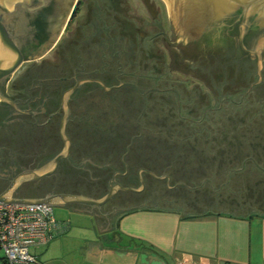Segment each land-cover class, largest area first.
<instances>
[{"label":"flooded vegetation","instance_id":"1","mask_svg":"<svg viewBox=\"0 0 264 264\" xmlns=\"http://www.w3.org/2000/svg\"><path fill=\"white\" fill-rule=\"evenodd\" d=\"M79 2L80 0H74V4L70 6L68 18L62 27L60 35L48 49V52L52 50L54 52L53 61L46 66L44 61L35 63L33 59H28V61H30L29 65H27L20 74L16 75L13 81L8 79L4 84L2 95L12 101L17 109L27 110L28 104L29 110L24 112L32 111L35 108L38 93L40 94V100L45 97L46 100L42 108L46 111V115L44 117L42 114L33 115V119L30 114L14 115L5 119V122L15 119L19 121H13L0 126V148H2L0 149V174H2L4 168H7L9 164L13 162L15 170L11 171V174L10 172L8 173V181H10V177L13 179L16 175L21 173L20 168L23 170H27V167L28 169H35V167L39 168L47 159L62 150L63 145L58 130L63 112L59 109V106L62 93H65L73 87V79H71L73 74H75L74 79L76 81L95 80L102 85V88L117 86L118 82L121 84L130 83V85L110 88L103 92L95 83H81L70 95L69 101L66 102V108L69 114L68 120L71 121H66L63 128L64 135L70 142L68 156H66L70 165H77L81 159H88L80 143L84 131L79 127L80 123L86 120L88 112L90 111V106H86L87 102H94L97 100L94 102L96 104L95 110L99 109L97 106L102 107L104 103L106 105L107 103H111L112 105L118 106L121 102L123 105L129 107L130 110L132 109L131 112L134 114L135 111L138 110L135 117L136 129L129 131L127 134H120L119 137L122 141H120V139H118L119 141L116 140L115 144L110 148L113 152L123 150L117 163H111V165L102 170L95 166L100 167L108 164L97 165L93 164L88 159V161L95 166H91L89 163L85 162L82 166V170L85 171H82L81 169L71 167L66 159L63 158L57 162L54 171L50 175L39 180L21 183L13 190L11 197L14 199H38L48 194L84 196L82 192L83 190L86 191L88 187L87 179L89 178L91 182L102 183L104 187L103 194L107 192V183L111 178L115 185L136 190L139 187L137 171L141 169L146 172H151L154 177H160L162 174L166 176L167 187H172L176 184H181L185 187L176 185L168 189L165 186L166 178L158 180L147 173L139 172L142 185V189L139 192L116 190L112 198L100 207V214L110 213L111 208L112 211H116L114 214L105 215V218L102 216V219H106L108 224L115 223L122 215L137 208L154 207L149 205V203L154 201V203L162 204L161 207H168L177 211L188 212L190 208L192 212L205 210L201 209V207L198 208V201L194 200L196 198L195 194L198 191L197 186L206 184L207 186L210 185L209 188L211 187L210 189L213 190L212 183L215 181V175L222 176L223 173L225 179L226 176L232 175L233 170L228 169L225 171L226 168L221 167L223 164L221 161L213 163L214 155L211 153H209V156H205V152L201 150L197 151L193 148H185L183 151H186L182 152V146H163L160 142H157L158 144H152L151 139H154L157 133L148 131L145 124L160 118L164 122L169 120L177 122L181 126V123L185 122L191 125L190 127H193V129L200 128L206 130L205 128H207L208 130L211 128V123H208L209 120L206 116L209 115V113L217 111L223 103H235L231 97H221L222 94H228L230 91V80H227L230 72L231 56H234L233 58L238 57L240 60H246L249 59L248 54L242 50L240 41L236 40V43L233 44V39H229V47L224 52L223 56H212L209 54L216 62L221 64V66H218L219 70L217 74L218 72L222 74V76H217V84H214V86L210 88V93L217 98L216 106L218 107L219 104V107H209L212 102L211 100H213L212 96H209V99L203 98L200 101H195L192 97H180L178 91L167 88L164 84H160L159 82L150 83L154 77H151L147 64H143L141 68L142 71L136 74L138 71L134 70L135 53H142L143 58H147L150 50L147 49L148 45L158 37H161L168 46L171 45L168 42L170 38L155 26L154 30L158 31L151 36H147L145 32L140 33L139 28L134 26L132 28V33H112L111 29L106 27L103 28L104 25L102 26L100 24L99 27H97V33H95L94 31L96 28L94 29L93 25L88 23L90 17L91 19L93 17L98 19V12L96 13L95 11L93 15H91V13L85 15L88 17V19L85 20L86 23L77 25L74 36L70 37L71 39H62L60 36L66 32L68 24L74 18L76 6ZM92 4L94 5V3ZM90 11L91 10H89V12ZM152 12L154 14L155 11L153 10ZM148 14L150 15L149 12ZM151 19L155 21L154 15ZM113 23L115 24L113 30L115 31L118 25H116L115 20ZM141 24L143 27L150 26L147 22ZM161 33H163L165 37L162 36ZM93 36H95V38L89 40V38ZM125 48L127 49L124 50ZM136 69H139V67L137 66ZM120 72L122 74H120ZM64 78L65 80H59ZM34 79L44 81H32ZM37 84L40 88L35 87ZM133 87L141 92L150 89L153 90L145 92L142 97ZM252 87L253 85L248 87L247 92L245 91L242 96L248 95ZM168 96L173 97V101H171ZM28 97L33 101L30 103L25 102L22 105L16 104L18 102L23 103ZM242 99L243 98H240V100ZM136 106H139V108L137 109ZM157 106L159 108H157ZM161 106L163 108H161ZM132 107H134V109ZM158 110L159 112H157ZM56 112L60 116L54 114ZM7 115L8 108L0 107V122ZM50 115L52 116L48 119ZM158 115H160V117H158ZM76 118L78 120L80 119V121L77 122ZM34 122L35 125L33 124ZM36 125L41 126L37 127ZM175 133L180 135L182 130H176ZM149 135L152 136V138ZM130 138L132 139L130 140ZM126 147L127 152L125 149ZM246 150L249 151V154L254 153L255 156L251 155L245 157L244 161L241 163V169L243 170L247 164H251L250 170L257 172L262 170L260 175L264 176V148L253 147L251 149L246 148ZM174 151L176 153H174ZM8 152L10 153L9 156ZM228 153H226L227 158L230 156ZM122 155L124 156L122 157ZM201 157H204L206 160L201 159ZM120 158L121 162L126 166L125 168L121 164ZM229 162L231 161L229 160ZM89 168H91V170ZM124 171L125 174H123ZM113 173L123 175H114L112 177ZM239 173L240 171H238V174ZM250 173L249 171L245 173L244 176L249 177ZM203 180H208V182ZM226 180L227 179H225V181ZM113 182H111L112 185H114ZM226 182H228V180ZM201 185L199 187H201ZM7 186L8 183L6 180L0 177V193H2ZM193 186L197 188H186ZM98 189L94 186V189L90 190V192L93 194V191ZM244 197H247L246 194ZM253 202L257 210L250 211V214L264 216V187L263 189L261 188V190H257ZM142 204L143 206H140ZM70 207L87 209L76 205H71ZM99 213L97 215L101 216Z\"/></svg>","mask_w":264,"mask_h":264},{"label":"water","instance_id":"2","mask_svg":"<svg viewBox=\"0 0 264 264\" xmlns=\"http://www.w3.org/2000/svg\"><path fill=\"white\" fill-rule=\"evenodd\" d=\"M142 2L145 8L147 9V11L150 13V15H152L153 14V12L151 11L152 8L150 3H148V0H142ZM164 2L167 6L168 23H169V31H170V35H169L170 40L169 41L167 39L166 40L170 44L175 45L176 47L179 48V50L183 55V58L189 59L192 62L196 63L200 60L205 59L207 54H211L212 56L213 55L223 56L224 52L229 47V39H233L234 41L235 37H239L242 50L246 52L248 55L254 56L256 60V65H257L256 75L258 77V80L256 83L251 85H255L258 82H260L258 76V70L260 69L261 57L262 55H264V0H164ZM73 4H74V0H0V107L8 108V115L0 122V126H3L13 121H19L15 119L12 121L5 122V119L14 115L30 114L31 118L33 115H37V114H42L43 117L46 115V111L42 108V105L43 103H45L46 99L44 97L42 100H40L39 93H38V98H36L37 102L35 108L32 111L24 112L29 110L28 104H27V110L17 109L14 106L15 104L12 103V101H10L8 98L2 95V92L4 90L5 82L26 60L40 58L48 51L49 47L52 46V44L56 41V39L60 35L62 27L64 26L69 15L68 12L69 8ZM161 35L164 36L163 33H161ZM89 73H97V72H89ZM83 74H87V73H83ZM120 74L122 73L120 72ZM74 75L75 74H73V77L71 78L73 79V87L72 89L67 90L65 93H62L60 106H59V109H61L63 112V117L60 118L59 130H58L59 137L61 138L63 145L62 150L59 153H55V155L52 156L51 158L47 159L39 168L35 167V169L32 168L28 169L27 167V170H23L22 168L19 167L21 173L16 175L13 179H11L10 177V181H8V173L10 172L11 174V171L15 170L13 162L9 164L7 168H4L2 170V174H0V177L1 179L6 180L8 186L2 193H0V203L2 205H19V206L44 205V206H50L51 208H62V209H67V207H70L71 205H76L87 208L88 211L87 213L91 215L93 214V210L97 212L96 214H98L100 211V207L104 203H106L110 198H112L116 190L139 192L142 189L139 172L147 173L151 175L154 179H158V180L162 178H166L165 186L168 189L176 185L183 186L181 184H176L172 187H167V177L164 176L163 174L160 177H154L151 174V172H146L139 169L137 171L139 187L136 190H133L132 188H124L115 185L113 179L111 178V180L108 181L107 183V189H106L107 192L98 199H93L81 195H69V194H48L38 199H24V198L14 199L11 197L13 190L21 183L27 181L39 180L50 175L54 171L57 162L60 159L63 158L66 159V156H68L67 154L70 148V142L68 138L64 135L63 128L65 122L71 120H68L69 114L66 108V102L69 101L70 95L75 91V89L81 83H95L101 88V90H103V92L109 90L110 88L130 85V83L121 84L118 82L117 86L102 88V85L98 81L95 80L76 81L74 79ZM59 80H65V78ZM32 81H44V80L34 79ZM35 87L40 88L38 84ZM30 89H31V85H30ZM134 90L143 97V94L145 92L151 91L153 89L144 92L137 91L135 88ZM154 91H165V90H154ZM32 101L33 100L29 99L28 97V99L23 103L18 102L16 104L22 105L25 102L30 103ZM232 104H237V103H232ZM176 105H177V101H176ZM54 114L59 115L57 112ZM52 115H50L48 119ZM177 115H178V108H177ZM79 121L80 119L79 120L77 119V122ZM33 124L35 125V122ZM41 125H36V126L39 127ZM132 138H130V140ZM127 147L125 148L126 152H127ZM9 154L10 153L8 152V156ZM124 155H122V157ZM121 158H120V162H121ZM85 162L89 163L91 166H95L91 164L88 161V159L87 160L81 159V161L77 165H70L69 162L68 164L75 169L82 170V166ZM121 164L123 165L124 168L126 167L122 162ZM95 167L103 170L105 169V167H108V165L100 166V167L95 166ZM123 174H125V171ZM114 175H119V174L113 173L112 177ZM203 181L208 182V180H203ZM111 182H113L114 185H112ZM197 187L193 186L186 188L193 189ZM140 206H143V204ZM73 211H77V210H73ZM78 212H86V211H78ZM114 213H116V211H112L111 208L110 213H105V214L99 213V214L105 218V215L114 214ZM106 226L105 229L102 231L106 230ZM97 228L99 231L100 229L99 224L97 225Z\"/></svg>","mask_w":264,"mask_h":264},{"label":"rangeland","instance_id":"3","mask_svg":"<svg viewBox=\"0 0 264 264\" xmlns=\"http://www.w3.org/2000/svg\"><path fill=\"white\" fill-rule=\"evenodd\" d=\"M92 3H94V5ZM148 3L151 5V11H155L152 15L148 14L142 0H80L76 6V14L74 15V18L68 24L66 32H64L60 37L62 39L73 37L77 25L86 23L85 20L88 19V17L85 15L87 13H91V15H93L95 11L96 13L98 12V19H95L94 17L91 19L90 17V20L88 21V23L93 25L94 29L96 28L94 31L95 33H97V27H99L100 24L102 26L104 25L103 28L106 27L111 29L112 33H132V28L134 26L139 28L140 33L145 32L147 36L154 35L158 30H161L169 37L170 31L168 12L164 0H148ZM89 10L91 11L89 12ZM153 15L155 17V21L151 19ZM114 20L116 25H118L115 31L113 30L115 27V24L113 23ZM143 22H147L150 26L143 27L141 24ZM154 26L158 29L157 31L154 30ZM91 38L94 39L95 36L90 37L89 40H91ZM236 40H239V37L234 38L233 44L236 43ZM122 44L124 45L123 42ZM126 49L127 48L124 50ZM147 49H150L147 58H143L142 53L139 52L135 53L134 55V70L138 71L136 74H139V72L142 71L141 68L143 64H147L149 73H151V77H154L150 83L159 82L160 84H164L167 88H172L173 90L178 91L180 97H192L195 99V101H200L203 98L209 99V96H212L213 100H211L212 102L209 107H217V98H215L213 94L210 93V88L214 86V84H217V76H222L221 72H218L217 74V71L219 70L218 66H221V64L216 62V60L209 56V54L206 55L205 59L194 63L189 59L183 58V55L178 47L172 44L168 46L161 37L154 39L151 44L148 45ZM53 53V50L51 52L47 51L42 58L33 60L35 63L44 61L45 65L47 66L54 59ZM248 58L249 60H254L255 64V78L252 77L254 78V81L251 83L254 84L258 80L256 75V60L252 55H248ZM263 60L264 55L261 57L260 69L258 70L260 81L262 78L261 69L263 66ZM29 63L30 61H25L13 73L9 80L13 81L15 76L20 74L25 69V67L29 65ZM137 66L139 69H136ZM229 80L232 83L229 85L230 91L228 94H222L221 97H231V99L237 104L223 103L217 111L209 113V115L206 117L209 120L208 123H211V131H206L207 133L203 131L205 134H207H203L204 137L207 136L213 138L211 136H222L224 131L228 135L232 134V132H235V134L238 136L243 133L244 135L251 136L252 132L250 131H252V129L250 130L248 128L254 127L256 129L259 128L260 130L264 128V90L262 92L257 90L250 93L249 95L242 96L245 91L247 92V88L251 84L248 85V87L243 92L241 90H236V88H242L241 83L243 80V74L241 73L240 75L238 68L230 70L227 81ZM168 98L173 101V97L168 96ZM240 98L243 99L240 100ZM94 102L90 101L86 103V106H90V111L93 110V113L94 111L97 112V110H95L96 104ZM158 106L157 108H159ZM97 107L99 108L98 111L102 113L101 110L103 107ZM161 108L163 107L161 106ZM157 112H159V110ZM158 117H160V115H158ZM232 125L237 127L235 131L230 130ZM203 149L204 150L202 151L205 152V156H209V153L214 155L215 152L219 150H228L223 147H220L219 149L216 147H206ZM228 152L227 153L230 155V159L229 157H226L227 155H225L223 158H220L218 155H214L215 159H218V162L221 161L223 163L221 167L226 168L225 171L228 169L233 170L232 175H228L227 178H225L228 180V182H226L227 180L225 181L223 173L222 176L215 175V181L212 183L214 192L209 188V186L202 183L203 185L197 189L198 191L195 194L196 198L194 200L198 201V208L201 207V209L211 212H226L230 214L248 215L250 214V211L252 212L253 210H257L253 201L257 190H261V188L263 189L264 187V176L260 175L262 171L257 172L250 170L251 164H247L243 170L240 169L244 158L251 155L255 156L254 153L249 154V151L240 146H236L235 148L232 147L230 150H228ZM229 160L231 162H229ZM238 171H240L239 174ZM249 171L251 172L249 177L244 176V174ZM245 194L247 196L246 198L244 197ZM154 202L149 203V205L157 207L162 205L160 203L155 204ZM66 211L67 210L62 208H52V213L55 218L58 216L62 217L64 213H67V217H73V215H76V213ZM188 212H192L191 208L188 210ZM109 237L110 236L108 235L107 238H104L105 241H108Z\"/></svg>","mask_w":264,"mask_h":264},{"label":"crops","instance_id":"4","mask_svg":"<svg viewBox=\"0 0 264 264\" xmlns=\"http://www.w3.org/2000/svg\"><path fill=\"white\" fill-rule=\"evenodd\" d=\"M64 210L76 215L54 217L64 232L30 248L32 264H264L263 215L154 206L108 224L96 211Z\"/></svg>","mask_w":264,"mask_h":264},{"label":"trees","instance_id":"5","mask_svg":"<svg viewBox=\"0 0 264 264\" xmlns=\"http://www.w3.org/2000/svg\"><path fill=\"white\" fill-rule=\"evenodd\" d=\"M233 57L234 56H231L230 70L238 68V71H240V75L241 73L243 74V80L241 83L242 88H236V90H241L243 92L248 87V85H250L254 81V60H240L238 57ZM261 77V81L251 88L250 93L257 90H259V92H262L264 90V60L261 69ZM231 84L232 83L230 82V85ZM102 107V113H100L98 110L97 112L94 111L93 113V110H91L88 112L86 120L80 123L79 127L82 131H84L80 143L85 150V154L90 162L97 165L108 164L109 166L111 165V163H117L118 158L123 153V150L119 152H113L110 148L115 144L116 140L120 139V134H127L129 131H133L136 129L135 117L138 110H136L134 114L131 112L132 109L130 110V108L123 105L122 102L119 103L118 106L112 105L111 103H107L106 105L104 103ZM132 108L134 109V107ZM138 108L139 106L137 107V109ZM181 124L182 126L177 122H172L169 120L164 122L160 118H158L157 120L150 121L149 123L145 124V127L151 133H157L155 134L156 137L154 139H151L152 144H158L157 142H160L163 146H182V152L186 151H183L185 148H193L197 151H202L204 150L203 148L206 147H223L228 150H230L232 147L235 148L236 146H240L245 149H251L253 147L264 148V128L262 130H260L259 128L256 129L254 127L248 128L250 130L252 129V131H250L252 132L251 136L244 135V133L238 136L235 134V132H232V134L228 135L224 131L222 136H211L214 138L213 139L207 136L204 137V135H207L205 134L206 131H211L210 128L208 130L207 128H205L206 130H202L200 128L193 129V127H190L191 125H189L188 123L184 122ZM230 128V130L235 131L237 127H235V125H232ZM176 130H182V133L178 135L175 133ZM150 137L152 138V136ZM120 141H122V139H120ZM228 150H219L217 153L215 152L214 155H218L220 156V158H223ZM174 153L176 152L174 151ZM201 159L206 160L204 157H201ZM213 161V163H218V159H215V157ZM89 169L91 170V168ZM87 180L88 187L86 188V191L83 190V195L93 199L102 197L104 195V187L102 186V183L91 182L89 179ZM94 186L96 187V189H99L94 190L92 194L90 190L94 189Z\"/></svg>","mask_w":264,"mask_h":264},{"label":"built area","instance_id":"6","mask_svg":"<svg viewBox=\"0 0 264 264\" xmlns=\"http://www.w3.org/2000/svg\"><path fill=\"white\" fill-rule=\"evenodd\" d=\"M64 229L50 206L0 203V264L34 263L29 249L47 244Z\"/></svg>","mask_w":264,"mask_h":264}]
</instances>
